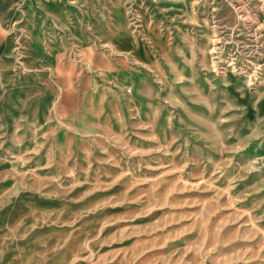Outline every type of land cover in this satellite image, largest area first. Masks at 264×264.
<instances>
[{"label":"rangeland","instance_id":"rangeland-1","mask_svg":"<svg viewBox=\"0 0 264 264\" xmlns=\"http://www.w3.org/2000/svg\"><path fill=\"white\" fill-rule=\"evenodd\" d=\"M14 7L0 264H264V0Z\"/></svg>","mask_w":264,"mask_h":264},{"label":"crops","instance_id":"crops-1","mask_svg":"<svg viewBox=\"0 0 264 264\" xmlns=\"http://www.w3.org/2000/svg\"><path fill=\"white\" fill-rule=\"evenodd\" d=\"M16 0H0V80H7L12 74L14 36L10 30L9 14L14 10ZM12 18V15H11ZM17 38V37H16Z\"/></svg>","mask_w":264,"mask_h":264},{"label":"bare ground","instance_id":"bare-ground-1","mask_svg":"<svg viewBox=\"0 0 264 264\" xmlns=\"http://www.w3.org/2000/svg\"><path fill=\"white\" fill-rule=\"evenodd\" d=\"M193 3H194V2H193ZM193 3H192V4H193ZM116 14H117V13H116ZM122 18H123V17H122ZM122 18H121V20H123ZM120 23H121V22H120ZM117 24H118V23H117ZM122 24H123V23H122ZM120 33H121V32H120ZM8 98H9V97H8ZM10 98H11V97H10Z\"/></svg>","mask_w":264,"mask_h":264}]
</instances>
